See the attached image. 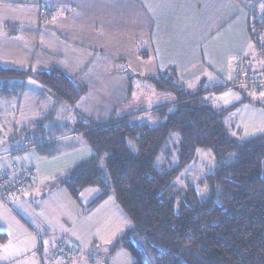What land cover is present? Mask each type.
<instances>
[{
    "label": "crops",
    "instance_id": "0c3cea01",
    "mask_svg": "<svg viewBox=\"0 0 264 264\" xmlns=\"http://www.w3.org/2000/svg\"><path fill=\"white\" fill-rule=\"evenodd\" d=\"M40 5H47L51 14L42 16ZM262 17L264 0H0V69L26 75L23 80L0 79V127H7L8 120L13 119L15 129L23 123L24 132H32L40 121L41 129L34 132L39 142L56 144L85 138L84 133L76 131L81 117L97 125L132 117L141 124L156 126L161 122L156 111L177 104L174 94L158 92L149 81L165 74H173L177 84L193 93H204L205 100L212 103L214 94L228 88L227 69L232 79L238 27L247 34L253 21H264ZM261 39L264 41V28ZM258 47H262L261 42ZM248 48L246 56L253 57L250 44ZM52 70L62 72L74 81L76 88L85 91L74 107L58 101L35 78ZM255 104L264 109V100ZM58 109L71 114L58 122ZM45 121L49 128L44 127ZM179 141L178 136L176 145ZM177 163L178 160L164 166ZM212 170L213 166L208 173ZM66 175L52 185L53 189L60 187ZM91 188L100 191L93 201L84 199L90 188L76 200L65 187L81 205L80 210L97 209L102 204H95L102 190ZM37 191L36 181L13 205L22 206ZM12 214L10 208L0 204V233L8 237L6 243H0V264H62L51 253L71 242L79 247L68 264L82 262L85 239H80L67 216L66 235L61 233L56 240L49 239L48 244L45 238L42 243L37 242L36 249L34 246L18 254L27 245L21 242L22 237L10 240L9 231L22 226L20 217ZM96 228L94 224L92 233Z\"/></svg>",
    "mask_w": 264,
    "mask_h": 264
},
{
    "label": "trees",
    "instance_id": "16d2710c",
    "mask_svg": "<svg viewBox=\"0 0 264 264\" xmlns=\"http://www.w3.org/2000/svg\"><path fill=\"white\" fill-rule=\"evenodd\" d=\"M255 24L261 33L264 21ZM25 76L0 69V79ZM35 78L69 107L85 92L58 70ZM149 81L158 92L174 94L177 104L156 111L161 118L156 126L132 117L108 125L81 117L76 131L84 133L93 153L60 185L76 200L85 189L99 187L95 204L115 194L133 223L116 248L129 251L134 264H264V134L248 140L231 136L225 117L236 106L215 108L204 93L177 84L173 74ZM40 127L22 134L39 142L34 132ZM171 144L177 165H160L163 156L171 161ZM199 150H212L215 168L199 185L178 188L175 180ZM7 239L0 233V243Z\"/></svg>",
    "mask_w": 264,
    "mask_h": 264
},
{
    "label": "rangeland",
    "instance_id": "374dc122",
    "mask_svg": "<svg viewBox=\"0 0 264 264\" xmlns=\"http://www.w3.org/2000/svg\"><path fill=\"white\" fill-rule=\"evenodd\" d=\"M255 23L256 21H253L251 31L248 29L249 34L248 32L246 34L242 27L236 26L240 29L236 31L235 36L234 55L236 57L234 61L239 58H245L248 65H250L249 70L251 72L264 75V41L260 36L262 32L260 33L259 28H256ZM260 42L262 47H258ZM249 44L251 45L250 49H252L253 57L246 56ZM225 75L227 77L225 85L228 88L226 87V90L214 94L211 104L223 110L236 106L225 117L229 133L238 140L253 139L263 134L264 109L255 103L264 99L258 98L252 93H244L239 89L231 88L232 79L230 81L228 69L225 71ZM245 97L255 103L250 101L243 102L242 99ZM56 112L59 116L58 122H60V119H66L71 114V112L69 113L62 109H58ZM71 119H74V117L72 116ZM7 123V127H0L2 130L0 131L3 134L10 135L16 131L22 133L26 129V127H23V123H19V129H15L13 119L8 120ZM40 123L39 121L37 126H42ZM150 124L154 125L153 123ZM44 127L49 128L50 124L45 121ZM173 147L174 144H171V161L169 163H176L177 161ZM92 153V148L86 138H78L77 140L72 138L50 146L35 148L26 153L16 154L13 157L18 164L31 165L35 169L38 188L33 197H29L28 201L22 206L13 205L10 208L12 215L20 217L19 220L22 223L18 230L9 231L11 232L10 240L17 241L18 238L22 237L21 242L27 245V248L18 254L22 255L33 249L34 246L36 249L37 242L40 241L42 243L45 238V242L48 244L49 239L56 240L61 237V233L66 235L69 227L64 219L67 216L72 228L76 227L75 232L79 234L80 239H85L81 247V250L84 248L83 250L85 251L84 255H81L82 262L80 263L79 260H76V262L73 261L71 264H134L135 259L129 251L122 247L116 248L117 239L126 233L133 224L117 203L114 194L104 198L97 209L95 207H81L82 210H80L78 206L80 207L81 205L68 195L65 187H61V185L55 189L52 187V185L57 184L63 178V175L67 174L66 177L68 178L78 168L76 164L92 156ZM167 162V157L164 156L159 160V164L163 166ZM211 166H213V169L216 166L212 150L197 151L195 160L175 180L177 187L180 188L188 184L199 185ZM99 194L98 188H90L85 192L84 199L93 201ZM3 220L7 221V218ZM94 224L97 228L92 233ZM73 236L78 240V236ZM65 238L71 242L68 236H65ZM71 243L66 246L72 247ZM77 244L74 245V248L78 252L79 246ZM51 256H53L52 253ZM60 262L68 264L62 258H60Z\"/></svg>",
    "mask_w": 264,
    "mask_h": 264
},
{
    "label": "built area",
    "instance_id": "2783aa9c",
    "mask_svg": "<svg viewBox=\"0 0 264 264\" xmlns=\"http://www.w3.org/2000/svg\"><path fill=\"white\" fill-rule=\"evenodd\" d=\"M42 16L51 14L47 5H40ZM264 19V17H262ZM245 58H239L232 67L231 88L239 89L244 93H254L264 97V75L251 72ZM1 130V129H0ZM2 131V130H1ZM0 131V203L12 204L22 197L32 183L36 181V171L31 165L18 164L14 156L40 147V142H35L16 131L10 135ZM63 246L52 254L54 260L62 258L69 263L77 254L76 248Z\"/></svg>",
    "mask_w": 264,
    "mask_h": 264
}]
</instances>
